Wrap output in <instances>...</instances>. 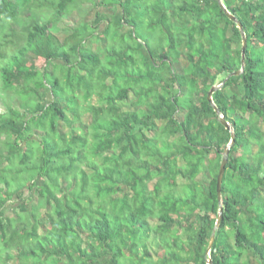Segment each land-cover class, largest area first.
<instances>
[{
    "label": "trees",
    "instance_id": "obj_1",
    "mask_svg": "<svg viewBox=\"0 0 264 264\" xmlns=\"http://www.w3.org/2000/svg\"><path fill=\"white\" fill-rule=\"evenodd\" d=\"M221 2L243 63L217 0H0V264H264V0Z\"/></svg>",
    "mask_w": 264,
    "mask_h": 264
},
{
    "label": "rangeland",
    "instance_id": "obj_2",
    "mask_svg": "<svg viewBox=\"0 0 264 264\" xmlns=\"http://www.w3.org/2000/svg\"><path fill=\"white\" fill-rule=\"evenodd\" d=\"M35 5H36V3H35ZM30 8H31V4H29V2H28L26 7L22 10V13H21V17H23L22 21L25 19V17L28 14L27 18H28V21L30 23L32 20H34V17L37 15V13H39V12H37L38 11L37 8L34 11H29ZM40 9H42V8H40ZM103 11H104V9H102V8H96V10H95L93 5H91L89 2H84L79 8H77L72 13H70L69 16L64 20V22L62 23V30L60 31V33H58V36L60 38L65 36L67 29L77 26L81 21H88V22L93 21V19L95 17V14L97 12H103ZM30 17H31V19H30ZM108 17H110L109 20L112 21L113 17H111V15H109ZM2 22L5 25L8 23L7 20H3ZM101 28H103V27L101 26ZM136 34L139 35L138 30L136 31ZM139 36L141 38L143 37V39L145 37L143 35H139ZM87 39H86L87 41L85 40L87 42L86 47H89L93 51H97V50L101 49V47H103L102 46L103 43H102V41L98 40V39H100V37L97 36L96 33L93 34L92 36H89ZM138 41H139V39H138ZM30 63H31V65L33 67H35L37 69L38 72H40V73L43 72L44 61L42 59L32 56L31 59H30ZM49 70H51L50 66H49ZM135 99L136 98L133 95V93H130L129 100L126 101L123 104V107L125 108V110H129L130 111V110L135 109V107H133V105H131L132 101H134ZM91 101H92L93 104L96 103V97L92 98ZM1 103H0V112H2V110H4V105H2ZM14 105H17V101L16 100H14ZM82 121H83L84 125H89L90 116L88 114L84 115L82 117ZM61 129L64 132L71 131L70 128H67L64 125L61 126ZM254 150H256L255 147H254ZM27 192L28 191L25 192V195H24L25 198H28V193ZM29 195H31V194H29ZM23 202L24 203L25 202H28V203L30 202L31 205H36L37 204V196L34 194V195L31 196V199H25V200H23ZM19 204H23V203H21V202H13V203H11L12 207H10L8 209V211L6 213V216L7 217L14 216L15 212L13 210ZM44 212H45V209L41 210V213H44ZM40 232L42 233L41 230H40ZM7 249L8 248H4V246H2L0 244V261H1V263H2V258H4L3 256L5 255V251ZM9 252L10 251H8V253ZM9 264H18V261L17 260H12V261L9 262Z\"/></svg>",
    "mask_w": 264,
    "mask_h": 264
},
{
    "label": "water",
    "instance_id": "obj_3",
    "mask_svg": "<svg viewBox=\"0 0 264 264\" xmlns=\"http://www.w3.org/2000/svg\"><path fill=\"white\" fill-rule=\"evenodd\" d=\"M221 10L225 13V15L227 16V18L229 20H231L232 22H234L236 25H237V28L240 32V35H241V38H242V47H241V62L243 63L244 61V51H245V48H246V38H245V35H244V31H243V28H242V25L240 22H238L234 16H232L227 10L226 8L224 7V5L222 4L221 0H217ZM242 72V67L239 71H236L234 72L233 74L227 76L225 78V80L223 81L222 84H224L227 79L230 78V76H238L240 73ZM218 85V86H213L209 92L207 93V101L210 103V105L212 106L214 112L216 113V115L219 117V121L220 123L225 127V129L227 130H230L231 127L229 125V123L224 119V117L222 115H220V112L219 110L217 109V107L214 105V103L212 102V94L213 92L220 88V86L222 85ZM234 135L232 134L231 135V138H230V141L228 143V145L226 146V148L224 149V151L222 152V159H221V162H220V165H219V169H218V173H217V177H216V194H217V199H218V202H219V208H218V215H217V219H216V222H215V225H214V228L212 229V232H211V235H210V239H209V243H208V246H207V249H206V254L208 255L211 248H212V245H213V242H214V236H215V231L216 229L219 227V224H220V221H221V214H222V205H221V183H222V180H223V176H224V172H225V168H226V164L228 162V156H229V151H230V148L233 146L234 144ZM208 264H212L211 260L208 259Z\"/></svg>",
    "mask_w": 264,
    "mask_h": 264
}]
</instances>
